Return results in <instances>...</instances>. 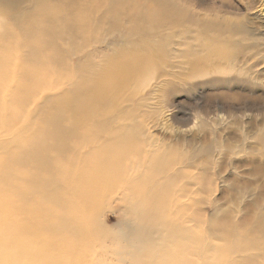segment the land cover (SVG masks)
Segmentation results:
<instances>
[{
	"label": "bare ground",
	"instance_id": "1",
	"mask_svg": "<svg viewBox=\"0 0 264 264\" xmlns=\"http://www.w3.org/2000/svg\"><path fill=\"white\" fill-rule=\"evenodd\" d=\"M175 1L33 0L31 5L24 6L21 0H0L4 13L11 16V26H15L17 34L24 38V49L28 52L19 59V67L26 68L32 63L30 56L38 50H45L48 54L43 61L51 62L57 68H63L64 58L68 55L75 56V72H80L68 93H63L57 101L53 99L55 103L41 111V126L35 128L25 124L24 130L32 133L18 140L22 148L11 151L3 159L4 169L0 170V182H3L0 187V264H3V246L10 239L17 238L11 234L3 236V224L10 232L23 236H34L42 228L49 229L48 220L39 216L37 204L57 209L53 214L52 229H49L53 236L48 241L62 243L66 254L72 256L79 251L84 253L77 247L81 240L106 242L101 238L104 227L98 221L99 208L105 199L111 201L114 194L122 201L119 208L126 209L127 214L126 229L107 233L117 247V241L128 243V236L139 240L161 237L165 244V230L173 242L177 243L174 237L182 236L183 246L196 237L199 224L186 226L180 220L176 224L165 219V209L162 216L153 209V181L161 178L164 192L171 188L167 180L177 158H165V150L154 151L149 154V164L144 171L129 174L124 162L136 161L132 166L139 167L143 155L139 157L141 151L137 147H129V144H135L134 135L118 123V107L114 104L129 83H138L146 76L154 77L159 68L169 63V60L165 61V44L173 42L172 37L179 26L177 22L189 17L188 10ZM245 2L246 8L251 9L257 6L258 0ZM190 16L195 18L192 26L198 32L189 27L178 33L176 40L179 46L174 58L186 56L191 78L203 72L224 74L233 71V66L226 68L222 61L230 63L240 55L245 56L243 43L259 39L249 33V24L245 20L235 21L219 14ZM146 20H152L151 27L144 26ZM106 26L108 33L104 34ZM165 27L171 33H165ZM208 33H215L219 38H209ZM223 35L225 39L221 38ZM190 37L195 38L194 43L188 40ZM92 41L98 47L80 51L90 48ZM106 43L110 45L109 51L113 52L111 55L107 54L105 46H101ZM194 44L208 54H198ZM99 48L101 53L97 55L95 52ZM93 56L97 61L92 59ZM168 85L173 86L171 82ZM160 89L165 92L164 86ZM49 97L52 96L47 97L50 103ZM136 109L137 106L130 108ZM61 113L67 117L59 118ZM102 136L107 138L102 140ZM261 140V153L264 155V139ZM73 141L82 142L83 149L78 151L77 145H70ZM87 146H91L88 152ZM138 153L137 158L132 159ZM78 159H81L80 165ZM121 179L123 184H120ZM9 214H14L16 219H8ZM69 214L76 222L74 227L69 223ZM79 215L89 219L80 221ZM241 221L242 229L234 228L232 224L229 226L228 221L220 224L216 217L210 220V236L221 234L230 243L226 252L229 256L219 264H231L233 258L234 263L264 264V211L255 210ZM175 225L180 231L174 228ZM77 229H82L85 234L79 236ZM31 243L37 245L29 247V253L34 250L32 257L25 255L26 250L20 252L26 248L24 244L19 253L14 252L24 264H68L47 253L38 257L40 245L34 237ZM150 249L149 245L145 249L140 248L146 252L144 256L148 264H162L148 257ZM233 253L237 255L232 256ZM191 262L177 264H193ZM131 264H147V261L139 257Z\"/></svg>",
	"mask_w": 264,
	"mask_h": 264
},
{
	"label": "rangeland",
	"instance_id": "2",
	"mask_svg": "<svg viewBox=\"0 0 264 264\" xmlns=\"http://www.w3.org/2000/svg\"><path fill=\"white\" fill-rule=\"evenodd\" d=\"M32 2L21 0L24 6ZM175 3L185 7L189 17L183 22L177 20L179 26L172 37L173 42L165 44V61L169 60V63L161 65L162 69L159 68L154 77L146 76L138 83H129L114 104L118 107V123L134 135L135 144H129V147H137L141 151L132 159L143 155L139 167L132 166L136 161L124 162L123 166L129 174L144 171L151 152L165 150V158H177L167 180L171 188L164 192L161 178L153 181V209L160 216L165 209V219L176 224L178 220L186 223V226L199 224L196 237L183 246L182 236L174 237L177 243L173 242L165 230V244L161 237L158 240H139L128 236L126 239L130 241H117V247L107 233L126 229L127 214L126 209L119 208L122 201L114 194L111 201L105 199L99 208L98 221L104 227L101 238L106 242L81 240L77 247L83 249L84 253L79 251L72 256L66 254L62 243L48 241L53 236V231L49 229H52L51 222H54L53 214L57 209L51 205L37 204L39 216L48 220L46 224L49 229L42 228L34 236H23L10 232L3 224V236L11 234L17 237L3 246V264H24L21 257L14 253H19L22 244L26 248L20 252L26 250L25 255L32 257L34 250L29 253V247L37 246L31 243L32 237L40 245L38 257H44V253H47L68 264H131L139 257L146 259L148 264L144 256L146 252L140 250L147 245L151 248L147 255L154 262L219 264L229 256L226 252L230 243L221 234L210 236V220L216 217L220 224L228 221L229 226L232 224L234 228L242 229V219L255 213V210L264 211L261 209L264 208V155L261 153V139H264V0H258L257 6L251 9L246 8L245 0H176ZM214 13L235 21H247L249 33L259 39L256 42L249 39L243 43L245 56L240 55L239 59L230 63L222 61L226 68L233 66V71L224 74L203 72L191 78L188 76L186 56L174 58L179 46L176 36L189 27L198 32L192 26L195 18L190 14L215 16ZM151 23L152 20H146L144 26L151 27ZM167 32L170 31L165 27ZM103 33H108L107 26ZM207 37L214 40L219 38L215 33H208ZM221 38L225 39V35ZM188 40L194 43L195 38ZM24 43L15 26H11L10 14L4 13L0 6V170L4 169L3 159L11 151L22 148L18 140L32 133L24 130L25 124L35 128L41 126V111L53 105V99L57 101L63 93H68L71 83L80 77V72H75V56L68 55L64 58L63 68H57L51 62L43 61L48 54L45 50H38L34 56H30L28 59L32 63L26 68L19 67V59L28 54ZM94 45L92 41L90 48L80 51L94 50L98 47ZM101 46L106 47L108 55L113 53L109 51L110 45L107 43ZM100 48L95 52L97 55L101 53ZM195 49L198 54H208L196 46ZM92 59L97 61L95 56ZM170 82L173 86L168 85ZM162 86L165 87L164 93L160 89ZM48 96H52L49 97L50 103ZM131 106H137V109L130 110ZM63 116L67 117L65 113L59 114V118ZM106 138L102 136L100 139ZM70 145H77L78 151L83 149L80 141H73ZM90 147H86L87 152ZM77 163L80 165L81 159ZM120 184H123L122 179ZM2 185L3 182H0V187ZM68 217L70 225L74 227L75 220L70 214ZM7 218L15 220L16 216L9 214ZM78 218L80 221L89 219L80 215ZM174 228L180 231L178 225ZM76 233L83 236L85 231L77 229ZM234 260H230L231 264L241 263H234Z\"/></svg>",
	"mask_w": 264,
	"mask_h": 264
}]
</instances>
